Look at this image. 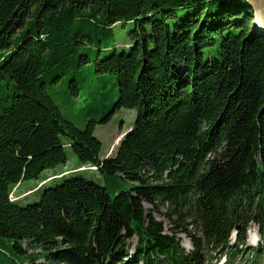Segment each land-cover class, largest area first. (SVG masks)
Here are the masks:
<instances>
[{"label":"trees","instance_id":"16d2710c","mask_svg":"<svg viewBox=\"0 0 264 264\" xmlns=\"http://www.w3.org/2000/svg\"><path fill=\"white\" fill-rule=\"evenodd\" d=\"M255 15L245 0H0V264H205L208 249L232 264L252 223V263L264 260V27L252 26ZM117 24H133L125 48L93 40ZM90 63L98 80L114 77L117 100L78 130L45 79ZM71 83L74 96L88 85ZM121 108L135 112L133 124L102 160L95 125ZM66 147L76 169L38 181L36 202L10 197L64 165ZM86 171L103 183L76 174ZM145 206L164 209L168 233Z\"/></svg>","mask_w":264,"mask_h":264},{"label":"rangeland","instance_id":"374dc122","mask_svg":"<svg viewBox=\"0 0 264 264\" xmlns=\"http://www.w3.org/2000/svg\"><path fill=\"white\" fill-rule=\"evenodd\" d=\"M251 5L254 12L256 13L253 24H256V20L261 22V26H264V0H245ZM133 27V24H125L124 26L117 24L112 28L111 34L106 35H94L93 40L102 41V47L108 49L116 48L121 50L129 44L130 39L128 37L129 30ZM256 27V25H255ZM257 28V27H256ZM258 29V28H257ZM94 49V48H93ZM80 53H86L81 48ZM92 58V54H89ZM93 72L92 63L88 65H82L80 68L74 67L68 68L64 75L56 83H52L50 78L45 79V90L50 96L54 104L58 107L63 119L71 122L78 130H84L87 126L88 121L95 120L99 121L115 104L117 100V87L115 86L114 77L109 74H104L99 80L95 77ZM76 77L80 83H87V89H80L77 96L71 93L70 85L71 79ZM86 91V94H84ZM94 91L97 94L91 95L90 92ZM135 118V112L128 109H117L110 116L109 121L106 124H96L93 135L101 143V154L100 157L104 158L111 157L115 153V148L118 142L122 138V133L126 132L129 127L133 124ZM67 154V161L64 165H59L54 169H47L43 171L37 180H26L22 181L18 188H15L11 193L12 199L24 200L23 204L33 203L39 199V193L33 194V192L40 187L38 181H44L45 178L67 171L71 172L79 166V162L73 155L69 147L65 148ZM93 170V168H89ZM84 177L87 180L102 184V177L96 172H80L76 173ZM99 175V177H98ZM48 181V180H47ZM38 182V184H37ZM35 187V188H34ZM34 188V189H33ZM146 210H150V207L145 206ZM153 213L155 219L161 222L164 226L165 232L168 233V221L163 217L164 209L159 207V213H154V210H150ZM231 244L235 243L236 235L235 231L232 233ZM177 239L180 241L182 248L188 252L191 251V245L183 235H177ZM259 242V234L257 227L252 223L247 230L245 244L246 253L237 258L232 264H253L252 253L250 252L253 248H256ZM130 243L135 244V240ZM25 247V246H24ZM208 256L205 264H213L216 262L217 255L214 251L208 249ZM43 262L42 260L36 261L34 264ZM254 264H264V260L254 262Z\"/></svg>","mask_w":264,"mask_h":264},{"label":"bare ground","instance_id":"6f19581e","mask_svg":"<svg viewBox=\"0 0 264 264\" xmlns=\"http://www.w3.org/2000/svg\"><path fill=\"white\" fill-rule=\"evenodd\" d=\"M256 27L258 28V29H260V28H263L264 26H261V22H259L258 20H256ZM93 170H95V168H93ZM12 201V200H11Z\"/></svg>","mask_w":264,"mask_h":264},{"label":"water","instance_id":"95a60500","mask_svg":"<svg viewBox=\"0 0 264 264\" xmlns=\"http://www.w3.org/2000/svg\"><path fill=\"white\" fill-rule=\"evenodd\" d=\"M252 26L255 27L254 24H252ZM104 159H105V158H104ZM237 231H238V228L235 229V232H236V233H237ZM235 235H236V234H235Z\"/></svg>","mask_w":264,"mask_h":264}]
</instances>
